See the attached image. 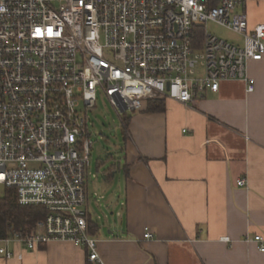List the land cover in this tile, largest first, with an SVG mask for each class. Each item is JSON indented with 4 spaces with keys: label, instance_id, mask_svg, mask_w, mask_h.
Segmentation results:
<instances>
[{
    "label": "built area",
    "instance_id": "obj_1",
    "mask_svg": "<svg viewBox=\"0 0 264 264\" xmlns=\"http://www.w3.org/2000/svg\"><path fill=\"white\" fill-rule=\"evenodd\" d=\"M264 0H0V189L46 216L30 231L0 237V257L23 258L67 241L105 264L89 233L86 204L93 146L89 112L104 95L122 114L150 99L183 105L221 81L254 80L246 63L264 57V18L251 26L246 5ZM214 22L235 44L206 33ZM238 185L244 186L245 179ZM144 238H153L145 228ZM228 241V237H221ZM246 240H249L246 237ZM264 253V237L252 238Z\"/></svg>",
    "mask_w": 264,
    "mask_h": 264
},
{
    "label": "crops",
    "instance_id": "obj_2",
    "mask_svg": "<svg viewBox=\"0 0 264 264\" xmlns=\"http://www.w3.org/2000/svg\"><path fill=\"white\" fill-rule=\"evenodd\" d=\"M246 12L253 26L264 4L250 1ZM246 72L252 92L243 80L221 81L190 104L166 99L162 112L130 115L114 224L87 209V181L86 212L105 264H264L252 240L264 237V57ZM146 227L153 238H144ZM14 250L23 258L0 264H87L86 248L67 241Z\"/></svg>",
    "mask_w": 264,
    "mask_h": 264
},
{
    "label": "rangeland",
    "instance_id": "obj_3",
    "mask_svg": "<svg viewBox=\"0 0 264 264\" xmlns=\"http://www.w3.org/2000/svg\"><path fill=\"white\" fill-rule=\"evenodd\" d=\"M205 30L206 33L235 44L242 41L240 35L214 22H207ZM131 114L128 112L122 114V119ZM89 116L91 121L89 130L93 143L89 169L90 172L96 174V177L89 176L88 178L87 209L100 224L109 226L119 220L117 212L120 209V196L123 193L121 166L124 165V148L127 137L125 138V127L122 121L101 93H98L96 105L90 110ZM106 174L109 175V180L105 179Z\"/></svg>",
    "mask_w": 264,
    "mask_h": 264
},
{
    "label": "trees",
    "instance_id": "obj_4",
    "mask_svg": "<svg viewBox=\"0 0 264 264\" xmlns=\"http://www.w3.org/2000/svg\"><path fill=\"white\" fill-rule=\"evenodd\" d=\"M166 99H150L146 106L148 112H162L165 110ZM130 116L123 119L125 138ZM46 211L41 206L21 205L17 201V194L13 188H4L0 194V237H6L12 231L28 232L46 216ZM88 230L94 235L98 230L96 223L87 216ZM42 247V246H41ZM88 264V262H87Z\"/></svg>",
    "mask_w": 264,
    "mask_h": 264
}]
</instances>
